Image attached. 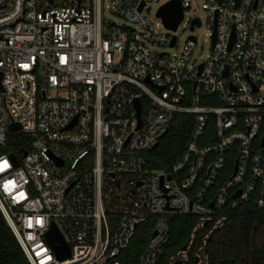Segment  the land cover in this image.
Here are the masks:
<instances>
[{
	"label": "built area",
	"instance_id": "obj_1",
	"mask_svg": "<svg viewBox=\"0 0 264 264\" xmlns=\"http://www.w3.org/2000/svg\"><path fill=\"white\" fill-rule=\"evenodd\" d=\"M171 1L0 0V210L30 264H123L151 219L137 264H210L224 211L264 209V0H198L205 23L193 0H178L177 31L191 32L182 48L157 16ZM204 25L205 59L196 57ZM212 96L219 106L201 104ZM177 114L195 116L181 158L147 169L143 154ZM12 134L27 139L19 156L8 151ZM174 217L197 222L162 262ZM53 223L67 260L47 241Z\"/></svg>",
	"mask_w": 264,
	"mask_h": 264
},
{
	"label": "trees",
	"instance_id": "obj_2",
	"mask_svg": "<svg viewBox=\"0 0 264 264\" xmlns=\"http://www.w3.org/2000/svg\"><path fill=\"white\" fill-rule=\"evenodd\" d=\"M191 94L192 89L188 87V102H190ZM201 104L220 105L215 96L204 97ZM213 122L214 118H211L206 132V137L212 142L215 141ZM194 123V115L177 114L167 134L159 140L158 147L143 154L146 168L168 169L176 164L190 139ZM26 142L23 135L12 134L8 151L19 156L22 149L28 147L24 146ZM222 182L223 179H220L219 183L209 191L208 198H213ZM224 214L227 215L225 225L213 233L208 243L210 264H264V209L260 210L253 204H248L237 210L226 209ZM153 220L137 227L134 238L123 252V264H137L154 230ZM196 222L195 217L170 219L169 238L163 247L162 262H165L188 242ZM0 264H30L1 210Z\"/></svg>",
	"mask_w": 264,
	"mask_h": 264
},
{
	"label": "water",
	"instance_id": "obj_3",
	"mask_svg": "<svg viewBox=\"0 0 264 264\" xmlns=\"http://www.w3.org/2000/svg\"><path fill=\"white\" fill-rule=\"evenodd\" d=\"M222 1V0H220ZM164 23L165 27L168 30L171 31H177L180 23L183 21V9L181 7V4L178 0H173L163 7L158 12L157 15ZM201 26V22L199 19L195 20V22L192 25V30H195L196 28H199ZM174 41L172 42V46L174 45ZM1 79V78H0ZM196 86V83L194 84ZM140 104L139 101H137V109L139 111L138 116L140 119ZM21 130V127L17 124L11 126V131L12 132H17ZM159 143H157L152 149L154 150L157 148ZM26 156V152L24 153V157ZM11 159L15 163V165H18V161L14 155L11 156ZM240 192L237 193V195ZM155 234V233H154ZM47 241L50 245V247L53 249L54 253L57 255L59 260L64 261L67 260L71 257V249L70 247L66 244L63 235L59 231L58 227L53 223L50 231L47 233Z\"/></svg>",
	"mask_w": 264,
	"mask_h": 264
},
{
	"label": "rangeland",
	"instance_id": "obj_4",
	"mask_svg": "<svg viewBox=\"0 0 264 264\" xmlns=\"http://www.w3.org/2000/svg\"><path fill=\"white\" fill-rule=\"evenodd\" d=\"M105 4L109 3V0H104ZM200 4V1L198 0H193V12L191 15H199L203 17V22L205 23V13L201 10V8L197 5ZM158 7L155 6L152 14H151V19L155 22L158 23L159 21L156 20L155 18V10ZM110 19L115 20L118 24L123 25L124 22L122 20H120L119 18H116L114 16H109ZM209 31L206 27V25H204L203 28L199 29L196 32V36L198 38V45L196 47V57L199 56V54L202 53L204 59L209 55L210 53V47H211V41L209 39V35H208ZM191 35V32L189 29H187V27L185 26V24H181L179 30L176 33V36L178 37V48H182L186 42V40L188 39V37ZM172 53H175V51H170ZM27 141V139H25Z\"/></svg>",
	"mask_w": 264,
	"mask_h": 264
}]
</instances>
